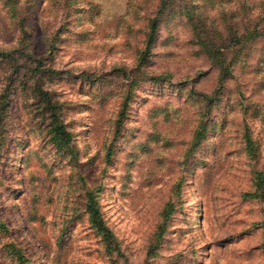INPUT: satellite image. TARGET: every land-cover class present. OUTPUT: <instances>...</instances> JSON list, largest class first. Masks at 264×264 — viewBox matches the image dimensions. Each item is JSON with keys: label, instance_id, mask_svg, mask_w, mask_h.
Here are the masks:
<instances>
[{"label": "rangeland", "instance_id": "rangeland-1", "mask_svg": "<svg viewBox=\"0 0 264 264\" xmlns=\"http://www.w3.org/2000/svg\"><path fill=\"white\" fill-rule=\"evenodd\" d=\"M0 264H264V0H0Z\"/></svg>", "mask_w": 264, "mask_h": 264}, {"label": "trees", "instance_id": "trees-1", "mask_svg": "<svg viewBox=\"0 0 264 264\" xmlns=\"http://www.w3.org/2000/svg\"><path fill=\"white\" fill-rule=\"evenodd\" d=\"M160 25V18L158 16H155L150 24V33H149V45L148 48H150L151 44L154 42V40L157 37V33L159 30ZM6 55H9L6 53ZM65 135V133H63ZM255 143L252 141L249 135H247V150L248 152L255 151ZM86 212H88V215L90 217L91 223L96 228V230L99 232L100 235H102L104 241L106 244L113 243L114 235L111 231V229L106 225L101 210L99 208V205L95 201V197L93 192L88 191L86 195V203H85ZM172 214V208L167 206L165 209V212L163 214V222H167ZM108 246V245H107ZM109 247V246H108Z\"/></svg>", "mask_w": 264, "mask_h": 264}]
</instances>
